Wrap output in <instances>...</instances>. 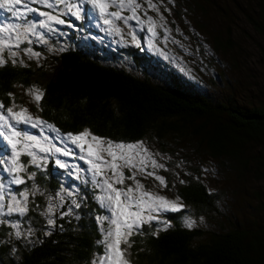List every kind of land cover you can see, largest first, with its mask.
<instances>
[{
	"label": "trees",
	"instance_id": "trees-1",
	"mask_svg": "<svg viewBox=\"0 0 264 264\" xmlns=\"http://www.w3.org/2000/svg\"><path fill=\"white\" fill-rule=\"evenodd\" d=\"M256 2L264 7V0ZM137 53V48L129 53L135 63L147 61L148 56ZM99 55L71 47L58 52L52 69L7 63L0 67V103L9 107L14 85L27 90L35 82L44 93L36 104L38 116L58 134L89 129L116 142L144 141L180 162L207 159L240 177L264 180V104L244 107L214 100L173 70H163V80L157 81L150 74L108 65ZM149 67L147 72L156 73V66ZM189 170L185 183L176 182L170 190L201 223L185 227V209L164 214L171 224L166 231L154 236L145 226L144 234L131 237L132 264H264V229L247 230L226 216L220 195L207 190L198 167ZM35 173L38 191L27 215L18 218L21 230L31 228L33 234L18 239L8 224L0 225V264H88L101 252L104 237L93 210L74 208L77 218L62 216L66 211L56 208L55 224L48 225L46 194L58 184L50 163ZM171 179L166 177L168 184Z\"/></svg>",
	"mask_w": 264,
	"mask_h": 264
},
{
	"label": "rangeland",
	"instance_id": "rangeland-1",
	"mask_svg": "<svg viewBox=\"0 0 264 264\" xmlns=\"http://www.w3.org/2000/svg\"><path fill=\"white\" fill-rule=\"evenodd\" d=\"M76 2L82 6L83 19L76 20L71 15L62 16L66 23L63 25L53 23L52 31L39 27V21L45 18L39 16L38 12H26L21 19H17L12 13L0 9V29L8 25L15 26L7 32H0V36H14L17 30L23 33L25 26L36 24L34 32L25 34L26 40L21 37L20 47L11 49L18 53L16 57L18 62L13 64L9 60L7 63L15 66L51 67L59 51L71 47H82L98 52L99 58L108 65L135 74H150L157 81L163 80V70H173L193 81L204 94L214 100L221 102L230 100L244 107L264 104V7L259 8L256 0H173V2L163 0L160 12L163 14L168 31L165 32L163 28L157 27L156 37H151L148 33L147 22L141 25L135 20L129 21L127 25L121 21L115 22L121 28L123 35L108 32L106 31L108 26L103 24L98 12L93 10L91 5L84 0H76ZM28 7L37 8L39 11H51L39 4H30ZM165 8L169 11H165ZM114 10V8L109 9V11ZM128 14L127 11L123 13L125 16ZM139 15L143 18L142 12ZM148 15L156 18L157 14L149 10ZM130 33L136 34L138 44L132 43ZM12 43L15 44L16 39H13ZM26 48H31L33 52H38L40 55L29 58L23 51ZM135 48L143 53V57L148 56L147 61L135 63L132 57H129L130 51ZM141 53H137L136 56ZM4 55L7 59V52ZM20 60L23 61V65L19 63ZM150 64L158 68L156 73L147 72ZM39 71L37 70L41 73V70ZM46 71L49 72V68ZM32 87H37L35 82L30 83L27 90L14 85L9 96V106L17 105L16 111H19L21 107L27 108L29 114L38 116L37 103L28 92ZM18 127L32 135L42 138V134L48 137L56 147L71 150L72 155L67 157L61 154L49 155L43 162L42 168L30 166L28 171L44 172L47 164L50 163L53 177L58 185L55 190L48 191L46 198L55 197L57 192H61L64 201L62 207H57L60 211H67L71 200L75 198L80 203L78 208L80 211H84L85 206L93 210L91 213L94 223H97L98 229L103 230L104 224H99L97 217L110 216V213L98 203L99 192L93 186L91 173L87 171L89 165L79 159V148L65 141L64 135L49 129L46 124L38 128L23 124ZM146 146L153 153H159L153 146L148 144ZM256 152H258L257 148ZM260 153L264 155L263 151ZM159 154L160 156L156 159L165 163L168 170H159L158 174L165 179L169 176L172 181L167 183V188L161 189L154 177L137 173L136 180H139L146 189L160 192L168 198H175L170 190L172 184L180 182L183 176L191 174L189 170L191 167H198L200 172L198 177L207 190L220 195L219 206L226 216L233 218L247 230L264 229V180L255 176L240 177L236 171H227L218 166L216 161L190 157L191 160L180 162L179 157ZM38 155L43 154L38 153ZM9 156L10 149L0 138V159L7 160ZM21 159L27 161L29 158L22 156ZM56 159L64 161L69 166L63 169L58 167L55 163ZM77 168L80 170L79 173L76 171ZM148 170H152L150 165ZM123 171L125 176L132 175L127 168ZM9 180L10 177L4 171V166H0V183L5 184L7 195L18 196L19 192L25 188L32 189L35 186L33 180H28L25 185L19 186L10 184ZM124 183L125 186H134L132 180L126 179ZM70 191L74 197L67 195ZM33 196H29L28 205ZM52 202L56 204L57 199H53ZM185 210V218L190 217L195 224L201 223L190 216L187 208ZM77 213L80 214L73 208L69 216L74 217L76 214L78 218ZM44 217L48 220L47 215ZM12 218V222L19 223V216L15 214L0 217L10 223ZM160 226L153 224L152 227L146 225V228L153 231ZM101 248V252L92 257L88 264H94L97 257L103 254L104 246L102 245Z\"/></svg>",
	"mask_w": 264,
	"mask_h": 264
},
{
	"label": "snow or ice",
	"instance_id": "snow-or-ice-1",
	"mask_svg": "<svg viewBox=\"0 0 264 264\" xmlns=\"http://www.w3.org/2000/svg\"><path fill=\"white\" fill-rule=\"evenodd\" d=\"M84 2L98 12L103 24L108 26L106 29L108 32L123 35L121 28L115 22L121 21L127 25L129 21L133 20L141 25L147 22V31L151 37H156L157 27L163 28L165 32L168 31L163 14L160 12L163 0H155V2L154 0H84ZM169 2H173V0H169ZM30 4H39L51 9V11H39L37 8L28 7ZM113 8L114 11H109ZM0 9L12 13L17 19H21L26 12H38L39 16L45 18L39 21V27L49 31L53 30L51 27L53 23L58 25L66 23L61 18L62 16L71 15L76 20L83 19L82 6L76 0H0ZM149 10L157 14L156 18L148 15ZM164 10L169 11L167 8ZM125 11L129 13L127 16L123 15ZM141 12L143 18L139 15ZM14 27L8 25L0 29V32H7ZM35 28L36 24H31L24 27L23 33L17 30L14 36H0V67L5 66L9 60L13 64L18 62L16 59L18 53L11 49L13 47L19 48L21 37L26 40L25 34L30 31L34 32ZM130 35L132 43L138 44L136 34L130 33ZM13 39H16L15 44L12 43ZM149 46H151V41H149ZM23 51L29 58L40 55L38 52H33L31 48H26ZM5 52H7V59L4 55ZM19 63L23 65L22 60ZM28 92L39 105L44 95L43 91L32 87ZM17 107L13 104L5 108L4 104L0 103V138L6 142L10 149V156L7 160L0 159V166H4V171L8 173L9 183L19 186L25 185L28 180H34L36 173L28 171L30 166L42 168L43 162L47 160L49 155L61 154L67 157L72 155V152L67 148L56 147L49 141L48 137L42 134L41 138L21 130L18 125L23 124L38 128L44 126L46 122L38 116L29 114L27 108L21 107L19 111H16ZM47 127L58 131L51 124H47ZM63 139L79 148V159L89 165L87 171L91 173L93 186L99 192L98 203L110 213V216L100 215L97 217L99 224L107 223L108 227L103 229L104 252L97 257L94 264H131L129 257V249L133 243L131 237L144 234V227L146 225L152 227L153 224L161 225L154 228L151 233L158 236L161 231H166L171 226L164 214L182 212L186 207L179 196L168 198L160 192L146 189L139 180H136V174L141 173L148 177H154L159 182L158 187L161 189L167 188L168 184L165 177L158 174L159 170H168L166 164L156 159L160 154L150 151L144 141L135 143L116 142L92 134L89 129H84L78 134L67 133ZM38 153L43 155H38ZM22 156H27L29 159L23 161ZM55 163L62 169L69 166L60 159H56ZM149 165L152 170H148ZM125 168L132 172V175L125 176L123 171ZM76 171L79 173L80 170L77 168ZM126 179L134 181V186H125ZM180 183H185V181L181 180ZM117 185H121V187H117ZM37 191L38 189L33 186L32 189L25 188L20 191L18 196L7 195L5 184L0 183V217L14 214L19 217L26 216L29 211L28 198L30 195H35ZM67 195L74 197L71 191ZM53 199H57L56 204H53ZM63 201L64 197L61 192H57L55 197H49L48 207L44 213L48 216V225L55 224L52 217L56 208L63 206ZM79 207L80 203L73 198L68 211L62 212L61 215H70L73 208ZM3 224H8L13 229L10 235H15L18 239L21 236L33 234L31 228H28L26 232L22 231L21 224L18 222L10 223L0 219V225ZM195 226L194 220L190 217L185 218V227L191 229Z\"/></svg>",
	"mask_w": 264,
	"mask_h": 264
}]
</instances>
